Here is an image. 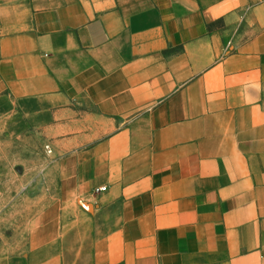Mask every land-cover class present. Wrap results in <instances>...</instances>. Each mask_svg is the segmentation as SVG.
Masks as SVG:
<instances>
[{
  "label": "crops",
  "instance_id": "0c3cea01",
  "mask_svg": "<svg viewBox=\"0 0 264 264\" xmlns=\"http://www.w3.org/2000/svg\"><path fill=\"white\" fill-rule=\"evenodd\" d=\"M23 126L54 163L0 264H264V0H0Z\"/></svg>",
  "mask_w": 264,
  "mask_h": 264
},
{
  "label": "rangeland",
  "instance_id": "374dc122",
  "mask_svg": "<svg viewBox=\"0 0 264 264\" xmlns=\"http://www.w3.org/2000/svg\"><path fill=\"white\" fill-rule=\"evenodd\" d=\"M38 129L19 127L11 136L10 128L0 127V260L8 259L11 249L24 250L27 217L41 209L36 201L54 160Z\"/></svg>",
  "mask_w": 264,
  "mask_h": 264
},
{
  "label": "built area",
  "instance_id": "2783aa9c",
  "mask_svg": "<svg viewBox=\"0 0 264 264\" xmlns=\"http://www.w3.org/2000/svg\"><path fill=\"white\" fill-rule=\"evenodd\" d=\"M44 149H45V152H46L47 154H50V153H51V149L49 148V146H45ZM102 191H105V188H104V187L99 188V189L96 190V192H102Z\"/></svg>",
  "mask_w": 264,
  "mask_h": 264
}]
</instances>
